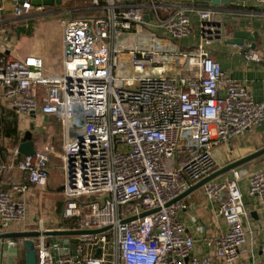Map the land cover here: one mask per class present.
I'll return each mask as SVG.
<instances>
[{"label":"built area","instance_id":"1","mask_svg":"<svg viewBox=\"0 0 264 264\" xmlns=\"http://www.w3.org/2000/svg\"><path fill=\"white\" fill-rule=\"evenodd\" d=\"M14 1L16 19L48 12L47 5L34 4L38 0ZM201 1L91 0L84 16L68 10L58 75L46 74L38 56L0 58L1 100L17 115L40 111L60 120L62 216L73 224L59 231L83 232L75 255L71 244L34 240L37 264H239L247 243L242 218L248 216L240 171L203 187L228 227L207 241L212 255L196 256L195 239L179 218L184 200L169 205L217 171V147L264 124V101L256 102L247 84L225 80L211 57L208 43L222 27L216 11L200 8ZM256 3L264 11V0ZM194 13L201 41L183 52L175 43L191 35ZM243 56L247 63L263 61L255 49ZM55 152L52 142L25 157L19 168L27 183L0 191L2 233L44 232L42 219L27 226L23 195L29 186H48ZM248 195L264 205V170L249 177ZM149 211L156 212L140 218ZM12 225L22 229L11 231ZM24 242L4 243L21 251ZM260 252L264 264V244Z\"/></svg>","mask_w":264,"mask_h":264},{"label":"crops","instance_id":"2","mask_svg":"<svg viewBox=\"0 0 264 264\" xmlns=\"http://www.w3.org/2000/svg\"><path fill=\"white\" fill-rule=\"evenodd\" d=\"M78 1L70 0L69 3L73 5ZM212 1L202 0L199 4L200 8H213L217 13V24L222 27L221 35L208 43L207 48L211 57L220 64L225 80L235 79L247 84L254 100L264 101V11L258 8L256 0H228V5L219 7H214ZM14 4V0H0V58L16 59L39 55L47 66H60L62 69V30L53 37V34L51 35L53 25L50 21L57 18L61 23L72 18L66 13L72 8H66L68 3L54 4L48 6L45 15L34 14L25 19H16L12 14ZM60 6H63L62 9H58ZM191 24V35L175 43V46L183 52L192 51L201 41V22L197 13L191 15ZM237 32L257 34L255 50L263 60L261 63L245 61L243 55L248 50L246 47H251L250 41L244 40L243 46L230 43ZM56 61L58 65L53 64ZM1 94L0 86V166H6L0 171V191L9 190L13 182L27 183L26 173L19 168L25 156L21 153L18 156L14 154L15 150L19 151L20 145L27 136L31 137L36 151L42 150L49 143H55L56 152L52 155L48 186L44 189L29 186L28 191L23 195L28 206L27 226L35 227L42 219L44 231H59L63 227H69L70 224L62 216L64 172L59 158L63 144V128L60 120L40 111L35 114L17 115L10 103L1 100ZM222 146L226 149L224 153L217 150ZM263 148L264 124L251 134L235 137L230 143L217 147L214 151L217 171ZM235 170L240 171L243 176L239 187L248 213L247 217L242 218V226L247 233V243L239 264H261L263 257L260 248L264 244V205L248 195V180L254 173L264 170V156ZM231 178L232 171L212 182L222 183ZM183 200L187 204V209L180 212L179 218L186 226L187 233L195 239L196 256L214 254L207 241L224 235L228 228L223 217L219 215L218 204L205 196L203 188ZM19 229H22V226H11V231ZM48 241L46 239V242ZM19 252L15 262L10 263L12 259L4 254L3 242L0 241V264H26L24 249Z\"/></svg>","mask_w":264,"mask_h":264},{"label":"water","instance_id":"3","mask_svg":"<svg viewBox=\"0 0 264 264\" xmlns=\"http://www.w3.org/2000/svg\"><path fill=\"white\" fill-rule=\"evenodd\" d=\"M35 5L40 6L41 4L47 5V6H52L54 5V1L53 0H47V1H35L34 2ZM229 1L228 0H213L212 1V5L214 7H219L220 5H228ZM146 20H148V18L146 17ZM218 33H220V31H218ZM244 40H248L250 41L251 47H246V49H255L256 48V42L258 40L257 34H251L249 32H237L235 33L234 39L232 41H230V43L232 44H236V45H240L243 46L244 45ZM19 152L24 155L25 157L28 156H32L36 153V149L34 146V143L31 141V137L27 136L25 138V141L20 145L19 148ZM264 156V148L245 157L242 158L238 161H235L221 169H219L218 171L214 172L213 174H211L210 176H208L207 178L203 179L202 181H200L199 183H197L196 185L192 186L190 189H188L185 193H183L182 195H180L174 202L170 203L169 205L175 203L176 201H180L183 200L185 198H187L188 196H190L192 193H194L195 191L203 188L206 184L214 181L216 178L227 174L239 167H241L242 165L251 162L259 157ZM156 211H149V212H145L143 214L140 215V218L145 217L147 215L153 214ZM138 217H133L130 218L124 222H130V221H134L136 220ZM1 230V227H0ZM100 231H96L95 233H99ZM83 232L81 231H44V232H39V231H30V232H13V233H0V241L3 242V250H4V254L7 256H10V259H12L11 262H15V260L18 258L19 256V249L18 248H9L7 246L6 243H4L6 240L9 239H24V251L26 254V264H37V253H36V248H35V242L34 240L39 239L41 237H44L46 239H48L49 241L47 242V245H51L53 243H59V244H63L65 247H68L69 244H71V250H72V255H75V249H76V245L78 243V240L76 239V237L78 235H81ZM72 236L73 239L71 240H67L64 239L66 237H70ZM67 251H64L63 254H66ZM14 260V261H13Z\"/></svg>","mask_w":264,"mask_h":264},{"label":"rangeland","instance_id":"4","mask_svg":"<svg viewBox=\"0 0 264 264\" xmlns=\"http://www.w3.org/2000/svg\"><path fill=\"white\" fill-rule=\"evenodd\" d=\"M70 0H66V8H72V9H75V10H80L78 12V15L80 16H84L86 13L83 11L84 9L88 8V7H91V0H79L77 4H71L69 3ZM63 6H60L58 7V9H62ZM45 15V14H44ZM50 23H52L53 26H51L52 28V31H51V35L53 34V37L54 36H57L58 33L61 32L62 28H61V23L60 21L57 19V18H54L50 21ZM31 56H38L40 57L39 55H28L24 58H16V59H20V60H23V59H26L27 57H31ZM42 58V57H41ZM43 59V58H42ZM44 61V60H43ZM54 65H58L57 61L56 62H53ZM44 69H45V73L48 74V75H58L61 73L62 69L60 66H47L45 61H44ZM57 117V116H55ZM219 152L221 151V153H224V150L225 147L222 146L220 147L219 149H217ZM94 200H96V198L94 197ZM66 222L70 225L73 224V221L72 220H66Z\"/></svg>","mask_w":264,"mask_h":264},{"label":"clouds","instance_id":"5","mask_svg":"<svg viewBox=\"0 0 264 264\" xmlns=\"http://www.w3.org/2000/svg\"><path fill=\"white\" fill-rule=\"evenodd\" d=\"M150 264H151V262H150Z\"/></svg>","mask_w":264,"mask_h":264}]
</instances>
